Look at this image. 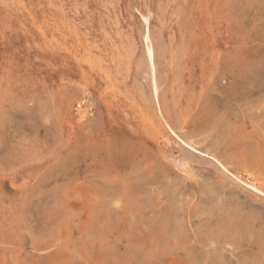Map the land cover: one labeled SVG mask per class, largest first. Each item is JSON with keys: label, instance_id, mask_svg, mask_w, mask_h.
<instances>
[{"label": "rangeland", "instance_id": "rangeland-1", "mask_svg": "<svg viewBox=\"0 0 264 264\" xmlns=\"http://www.w3.org/2000/svg\"><path fill=\"white\" fill-rule=\"evenodd\" d=\"M0 264H264V0H0Z\"/></svg>", "mask_w": 264, "mask_h": 264}]
</instances>
